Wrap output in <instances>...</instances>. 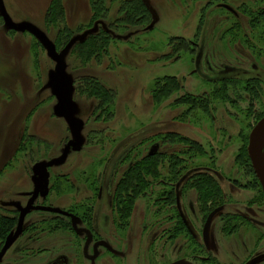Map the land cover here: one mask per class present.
<instances>
[{
	"label": "rangeland",
	"instance_id": "obj_1",
	"mask_svg": "<svg viewBox=\"0 0 264 264\" xmlns=\"http://www.w3.org/2000/svg\"><path fill=\"white\" fill-rule=\"evenodd\" d=\"M141 1L145 14L130 0H62L75 32L60 41L52 0H0V250L38 189L0 264H264L247 154L264 118V0ZM103 33L106 54L94 57L99 43L88 63L72 55ZM172 78L179 91L165 89ZM204 173L200 191L190 179Z\"/></svg>",
	"mask_w": 264,
	"mask_h": 264
},
{
	"label": "trees",
	"instance_id": "obj_2",
	"mask_svg": "<svg viewBox=\"0 0 264 264\" xmlns=\"http://www.w3.org/2000/svg\"><path fill=\"white\" fill-rule=\"evenodd\" d=\"M135 2H137V5L135 6V7H138L139 6V9L142 11V14H145L146 13V11H145V5H144V3L141 1V0H130V2L128 3V4H131L132 6H133V4L135 3ZM125 5H126V3H125ZM95 6V5H94ZM102 10L100 9V11H98L97 10V8L96 7H93V10H92V12H93V18H98L100 15H103L104 17H105V15H104V13L103 12H101ZM99 15V16H98ZM102 16V17H103ZM129 17L130 16H128L127 18L129 19ZM126 18V17H125ZM143 18L144 17H141L140 19L142 20V21H145V20H143ZM46 20H47V23L48 24H50V25H54L56 22L57 23H59V24H61V25H63V28L62 29H60V33L58 32L57 33V39L59 40L60 39V41H61V39H62V37L63 38H70L73 34H74V32L75 31H73V30H69V29H67L66 28V26H65V15H64V8H63V3H62V0H52V2H51V4H50V6L48 7V10H47V14H46ZM263 27H264V25H263ZM103 35L106 37V34H104L103 33ZM103 38V39H99L100 38V35L99 36H95V37H92V39L90 38L89 40H87L86 42L88 43V45H87V43H83V44H80V45H78V44H76L75 45V47L73 48V51H72V55H74L75 57H78V58H80L81 59V62L84 64V63H88L89 62V59H88V57L89 58H91L92 56V54H93V48H96L97 46H95V45H98L99 43H101L103 46H100V45H98V52L96 53V54H93L94 55V57H98L99 56V51H102V52H104V54H106V52H107V45H105L106 44V40H107V37L106 38ZM109 38V37H108ZM98 39V40H97ZM92 40H94L93 42H91ZM99 40H101V42L99 41ZM105 43V44H104ZM91 44V45H90ZM95 46V47H94ZM101 47V48H100ZM95 59V58H94ZM98 60V59H97ZM91 79H93V78H91ZM95 80V79H94ZM96 82V81H95ZM96 84H98L97 82H96ZM100 85L98 84V87H99ZM166 86V87H165ZM165 89H169L171 86L173 87V88H175V89H177L178 91H179V83L178 82H176L173 78H172V80L170 81V83H165ZM99 90H100V92L102 91V92H104V90L101 88H99ZM160 91H162V90H160ZM167 92H169V90L168 91H166V93ZM214 95H215V92L213 93ZM155 95H159V91L157 90L156 91V94ZM160 95H161V92H160ZM100 96H104L103 94H101ZM188 97V96H187ZM179 99H177L176 101H178ZM188 101V103H186ZM182 103H185V104H188L190 107H191V104H193V106H195L196 105V102L192 99L191 100V98H186L185 100H184V102H181V104ZM197 152L199 153V151L197 150ZM182 154H184V151H183V153ZM163 155V154H162ZM162 155H156L155 157H153V158H150V157H148V158H145L144 159V164L142 163L141 165H138V166H135V168H136V173H135V176H136V179H137V176H140V179H141V181H144L145 182V180H144V178L142 177V173L143 172H146V170L147 169H154V171H156V167H157V164L155 163L156 162V160H158V158L159 159H161V158H163V156ZM182 158H178V159H176L175 161H174V163H173V165H175V164H178L179 162H181L182 160H181ZM148 160L150 161V162H148ZM152 160H155V161H152ZM142 162V161H141ZM148 162V163H147ZM156 165V166H155ZM251 169H252V167H251ZM250 169V170H251ZM252 172H253V170H252ZM191 174V173H190ZM190 174H188L187 175V177L186 178H184L183 180H181L182 181V183L183 182H186L187 181V179L189 178V176H190ZM253 174H254V172H253ZM255 176V175H254ZM190 180H196L195 181V183L196 184H198L200 187V191L202 190V188H206V186H207V184H206V182L207 181H211L212 182V178H208L207 177V174L206 173H204V174H200L199 176L197 175V176H195V177H193L192 179H190ZM207 180V181H206ZM179 181V180H178ZM206 181V182H205ZM123 183H125V181L123 182ZM139 184H141L142 185V183L140 182ZM139 184H138V181H136V184L134 185V186H131V189H132V193L131 194H129V195H127V197H122V198H128V199H131L132 198V196L134 197V195L138 192V188H139ZM175 184H177V182L175 183ZM214 185H215V188H214V191L216 192V194H218V192H221V189L219 188V187H217V185H216V183L214 182ZM130 186V185H129ZM124 189L125 190H128V188H127V185H125V187H124ZM219 189V190H218ZM175 185H174V189L172 190V197H173V201H174V204H175V206H176V202H177V195H176V193H175ZM222 193V192H221ZM118 199H121V197H117ZM201 199H202V197H201ZM206 207V206H205ZM214 211H217L216 209H213V210H211L208 214H207V216H206V219L208 218V216L211 214V213H213ZM176 214H177V211H176ZM177 217H178V219H179V216H178V214H177ZM224 221V223L225 224H227V223H229V229L231 230V231H233V230H235L236 229V225H235V223H237L238 221H239V219H237V217L235 216V215H225V220H223ZM184 224V223H183ZM182 224V225H183ZM0 225L2 226V228H3V226H4V224L1 222L0 223ZM72 227V226H71ZM184 227H185V229H187V227H186V225L184 224Z\"/></svg>",
	"mask_w": 264,
	"mask_h": 264
},
{
	"label": "water",
	"instance_id": "obj_3",
	"mask_svg": "<svg viewBox=\"0 0 264 264\" xmlns=\"http://www.w3.org/2000/svg\"><path fill=\"white\" fill-rule=\"evenodd\" d=\"M220 6L221 8H224L225 10L232 13V9L230 7L225 6V5H220ZM247 154H248V158L250 160L254 175L257 178L261 186L262 193L264 195V118H262L256 124V126L253 128L252 132L249 135ZM37 193H38V189L35 188L34 192L32 193V198L29 201V204L27 205L25 209L21 211V214L19 216V219L16 225V229L13 235L6 241V243L0 250V262L3 259V257L6 255V253L9 251V249L13 246V244L17 241V239L20 237L23 231L25 217L27 213L30 211L32 205L34 204ZM216 214H217V211H214L206 219L204 230H203V238L205 241H206V235H207V230H208L210 221ZM71 221H72V227H75V223L77 219L74 216H72ZM89 240H90V237L88 235L87 241Z\"/></svg>",
	"mask_w": 264,
	"mask_h": 264
},
{
	"label": "flooded vegetation",
	"instance_id": "obj_4",
	"mask_svg": "<svg viewBox=\"0 0 264 264\" xmlns=\"http://www.w3.org/2000/svg\"><path fill=\"white\" fill-rule=\"evenodd\" d=\"M224 9V8H223ZM232 9V8H231ZM227 11V10H226ZM232 13H233V15L234 16H236V13L234 12V10L232 9ZM100 191V193H101V189H99ZM177 202H178V200H177ZM71 226H72V221H71ZM83 234H85L86 235V237L88 238V233L87 232H85V231H83ZM13 235V234H12ZM18 240V239H17ZM16 243V242H15ZM14 243V244H15ZM95 244H94V246H93V248L94 249H96V248H98V247H102V248H107V245L105 244V243H103V242H98V243H96V242H94ZM13 244V245H14ZM10 250V249H9ZM210 258H211V262L213 263V264H219L218 262H217V260L214 258V257H212V256H209ZM67 263V261H66V258L65 257H60V258H58V260L57 261H54L53 262V264H66Z\"/></svg>",
	"mask_w": 264,
	"mask_h": 264
}]
</instances>
